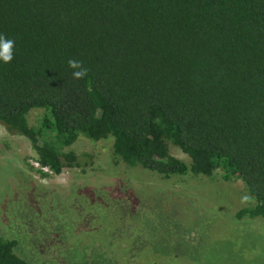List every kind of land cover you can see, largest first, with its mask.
<instances>
[{"label":"trees","instance_id":"obj_1","mask_svg":"<svg viewBox=\"0 0 264 264\" xmlns=\"http://www.w3.org/2000/svg\"><path fill=\"white\" fill-rule=\"evenodd\" d=\"M0 34L15 41L12 62H0V125L51 176L78 165L64 151L77 136L110 138L114 160L163 179L240 181L248 205L234 217H264V0H0ZM73 58L86 78H72ZM34 108L45 113L38 127L26 122ZM115 204L89 209L116 229L131 213ZM15 245L0 236V264H27ZM152 247L123 264H197Z\"/></svg>","mask_w":264,"mask_h":264},{"label":"rangeland","instance_id":"obj_2","mask_svg":"<svg viewBox=\"0 0 264 264\" xmlns=\"http://www.w3.org/2000/svg\"><path fill=\"white\" fill-rule=\"evenodd\" d=\"M44 115L30 110L28 126L38 127ZM64 151L78 165L42 176L31 165L36 155L28 140L0 125V236L16 240L13 255L27 264H94L97 255L123 264L149 255L150 246L152 255L174 252L197 264H264V217H234L248 205L240 181H224L218 171L163 179L114 160L110 138L77 136ZM169 154L188 164L178 149L169 146ZM95 200L109 209L123 202L124 217L138 211L144 221L130 214L113 229L115 223L90 212ZM168 219L178 225L167 227ZM138 240L143 250L136 252Z\"/></svg>","mask_w":264,"mask_h":264},{"label":"clouds","instance_id":"obj_3","mask_svg":"<svg viewBox=\"0 0 264 264\" xmlns=\"http://www.w3.org/2000/svg\"><path fill=\"white\" fill-rule=\"evenodd\" d=\"M15 41L8 38L4 34H0V62L9 64L14 59ZM68 68L72 72V78L75 80H82L88 76V69L83 62L78 59H69Z\"/></svg>","mask_w":264,"mask_h":264},{"label":"built area","instance_id":"obj_4","mask_svg":"<svg viewBox=\"0 0 264 264\" xmlns=\"http://www.w3.org/2000/svg\"><path fill=\"white\" fill-rule=\"evenodd\" d=\"M31 165L34 170H37V172L51 176V171L46 167H40L36 160L32 161Z\"/></svg>","mask_w":264,"mask_h":264}]
</instances>
